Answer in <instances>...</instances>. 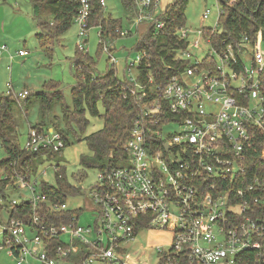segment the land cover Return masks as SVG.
<instances>
[{"label": "built area", "instance_id": "built-area-1", "mask_svg": "<svg viewBox=\"0 0 264 264\" xmlns=\"http://www.w3.org/2000/svg\"><path fill=\"white\" fill-rule=\"evenodd\" d=\"M79 1L78 46L86 51L87 38H82L92 28L90 0ZM100 2L105 6V0ZM133 2L138 15L121 34L154 23L158 35L165 21L156 15L172 1L163 7L160 0ZM217 3V13L207 8L202 16L205 20L216 13L217 25L177 29L187 43L177 58L189 61L180 75L155 85L149 76L142 83L132 71L146 53L138 51L127 61L125 73L134 82L127 85L128 92L141 102L142 111L126 139V159L97 172L90 192L94 223L82 225L75 213L59 222L44 219L42 213L48 219L49 213L66 210L65 202L45 207L40 177L47 169L36 176L15 171L6 187L29 191L32 218L0 216V251L17 264H129L127 245L140 232L155 229L169 232L171 238L166 247L157 246L159 264H264V169L247 176L250 157L258 153L264 159V35L259 30L254 40L245 34L213 43L207 31L220 29L223 6ZM99 42L115 65L112 46L100 32ZM202 42L211 52L197 59L193 51L200 50ZM7 52L13 61L15 54L1 43L0 59ZM8 87L7 94L17 100L30 94L28 89L15 92L10 83ZM170 124L180 129L165 134ZM65 144L59 130L31 126L24 149L57 150Z\"/></svg>", "mask_w": 264, "mask_h": 264}, {"label": "trees", "instance_id": "trees-1", "mask_svg": "<svg viewBox=\"0 0 264 264\" xmlns=\"http://www.w3.org/2000/svg\"><path fill=\"white\" fill-rule=\"evenodd\" d=\"M223 13L220 19V29L216 32L207 31L212 37L213 43L217 44L223 40L235 41L245 34L253 40L257 32L262 30L264 35V0H220ZM33 8L34 19L39 31L36 36L42 48L52 49L61 34L67 31L75 22V17L81 9L79 0H30ZM129 21L138 15L137 6L133 0H123ZM188 0H172L164 10L156 15L158 21H165V27L155 36L154 23L152 25L142 24L136 31L140 32L134 50L146 53L141 65L137 70L138 81L145 83L149 76L153 77V84L162 83L173 75H180L189 61L177 58V52L185 49L186 41L179 38L176 31L187 23L184 9ZM105 6L100 0H90L89 26L98 27L105 42L109 44L122 37L123 20L106 14ZM132 32V30H131ZM131 32L129 34H131ZM133 33V32H132ZM114 48L111 47L113 52ZM104 52L103 44L99 42L98 54ZM150 57V59L148 58ZM75 66L76 83L72 87V103L69 105L54 81L44 82L43 88L35 91L22 100H17L6 92L0 95V149L4 150L6 157L0 159V169L4 171L7 178H0V196L3 203L0 205V216L22 217L27 221L32 218V202L28 200L29 194H22L20 198L13 195V191L6 187L10 177L18 171L31 176L39 174L41 167L47 161L55 159L56 155L62 154L64 148L70 144V138L75 136L77 140L85 139L88 143L90 153L81 156V163L86 167L109 170L119 166L126 159L127 151L125 142L129 131L133 126L137 115L142 111V104L128 92L127 85L130 82L125 73V78L120 80L114 64L107 59L106 71H98L96 59L89 52L77 49L73 61ZM39 103V123L33 127H41L51 117L56 106H60L63 122L68 130H64L55 122L65 139V146L60 149L43 148L38 152L27 151L20 143L19 120L14 113V106L20 105L23 112L25 108L21 104L23 100L31 101V96ZM104 105V112L100 114L98 102ZM59 107V108H60ZM99 114L104 117V126L101 130L86 135L81 134L86 128L88 120L85 112ZM56 119L59 120V118ZM51 120V119H50ZM53 121V119H52ZM72 124H76V131ZM72 132V135H71ZM56 184L42 182V192L47 195L45 207L49 203H64L68 195L77 193L79 189L76 184H71L66 176V167L56 163ZM264 169V159L258 153H254L249 159L247 176L251 177ZM83 175V174H79ZM78 175V177H79ZM29 192V191H28ZM42 217L51 222L67 220L74 211L51 212L49 218ZM57 243V241H55Z\"/></svg>", "mask_w": 264, "mask_h": 264}, {"label": "rangeland", "instance_id": "rangeland-1", "mask_svg": "<svg viewBox=\"0 0 264 264\" xmlns=\"http://www.w3.org/2000/svg\"><path fill=\"white\" fill-rule=\"evenodd\" d=\"M170 1L172 0H160V6L163 7ZM0 6H2L0 16L4 15L6 18V35L11 36L6 39V43L11 47L13 45L15 46L13 53H16L19 49H26L28 51L25 57L16 54L13 61L5 62L4 57L0 59V95L4 92L7 93L9 83L12 84V88L14 86L13 89L15 92L29 89L34 93L43 88L44 82L54 81L59 84L58 88L62 91L66 102L72 106V87L76 83L73 61L76 51L79 48L78 43L81 40L78 23L74 22L67 31L61 34L54 46H52V49L49 50L41 47L36 36L38 28L35 25L37 23L34 21V13L30 0H0ZM6 6H9V8ZM104 8L106 14L109 13L115 18L123 20V29L132 27V21H129L127 18L128 13L125 10L123 0H105ZM207 8H212L217 13V0H188L184 9V14L187 19L186 26L199 28L204 25L210 27L217 25L216 13L211 14L207 19L203 20L202 16ZM20 10L22 12H19ZM14 13L19 14L15 16ZM1 23L2 20L0 21V26ZM132 32L131 34L116 39L112 43V47L114 48L113 56L116 58L115 67L120 80L125 78L127 61L134 60L138 54L133 48L140 32L136 31V29H132ZM84 38H87L85 50L96 59L97 70L105 72L109 54L105 51L100 55L98 54L99 28L92 27L87 37H83L82 39ZM193 52L197 59H201L210 53L211 49L208 44L202 42L201 49ZM132 73L135 75L137 71L134 69ZM31 97L29 103L25 100L21 103L26 112L22 111L20 105L17 104L14 106V113L19 120L20 143L23 146L28 139L29 128L41 121L40 105L33 94ZM56 106L51 113V120L48 119L46 124L41 125V127L46 130L51 128L57 129L54 123L55 121L58 122L60 128L68 130L67 125L62 119L61 107L59 106L60 108H57ZM98 109L100 114L104 112V105L101 101L98 102ZM56 116L59 120L56 119ZM85 118L88 120V123L86 124L84 132L81 133L84 134V137L101 130L104 126V117L102 115L92 114L87 110L85 112ZM72 126L76 131H79L76 124H72ZM179 129L180 126L178 124H170L165 127L164 132L165 134H169ZM86 153H90L86 140H77L75 136H72L70 138V144L64 148L62 154L56 155L55 159L47 161L42 165L41 169H47V173L42 174L40 180L41 184L43 181H46L55 185L57 180L54 165L56 163L64 165L66 167L68 181L71 184L79 183V185L83 186V189L79 192L68 195L65 202L66 210L74 211L76 215L80 216L81 224L89 226L94 223V216L92 211H90V192L92 186L97 181V172L99 169L86 167L81 163V156ZM4 157H6V154L4 150L0 149V159ZM79 174L83 175L81 176ZM3 177H5L4 171L0 169V178ZM39 186H37L38 190L40 189ZM12 191L13 195H16L17 198H20L22 194L24 196L29 194L24 188H11ZM170 241V233L164 230L156 231L152 229L150 231L140 232L136 240L127 245L126 252L130 254L132 260L129 264H159L157 246L161 245L166 247ZM0 264H17V262L6 251H0Z\"/></svg>", "mask_w": 264, "mask_h": 264}, {"label": "crops", "instance_id": "crops-1", "mask_svg": "<svg viewBox=\"0 0 264 264\" xmlns=\"http://www.w3.org/2000/svg\"><path fill=\"white\" fill-rule=\"evenodd\" d=\"M7 8H9V6H6ZM2 8V6H0V9ZM11 10V9H10ZM19 12H22V10H20ZM17 14H19V13H14V15L15 16H17ZM2 20V23H1V26H0V44L1 43H6V39H8V38H10L11 36L10 35H6V29H7V27H6V24H5V22H6V18H5V16L3 15V16H0V21ZM30 20H31V18H30ZM32 20H33V18H32ZM34 21H35V19H34ZM35 25H37V24H35ZM34 27V26H33ZM36 28H38L37 26H36ZM38 31H39V28H38ZM10 46V45H9ZM14 49H15V46L13 45L12 47L10 46V51H11V53H13L14 52ZM13 54H15L16 55V53H13ZM26 56V55H25ZM25 56H21V57H25ZM9 58V54H8V52L7 53H5V55H4V61L6 62H8V61H10V59H8ZM2 67H3V65H2ZM13 88H14V86H13ZM29 90V89H28ZM30 92H31V90H29Z\"/></svg>", "mask_w": 264, "mask_h": 264}]
</instances>
